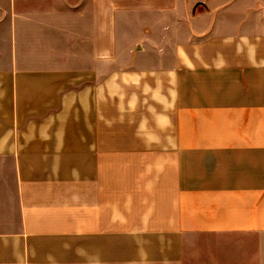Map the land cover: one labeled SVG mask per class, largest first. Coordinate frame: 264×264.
<instances>
[{
    "label": "crops",
    "instance_id": "obj_1",
    "mask_svg": "<svg viewBox=\"0 0 264 264\" xmlns=\"http://www.w3.org/2000/svg\"><path fill=\"white\" fill-rule=\"evenodd\" d=\"M0 264H264V0H0Z\"/></svg>",
    "mask_w": 264,
    "mask_h": 264
}]
</instances>
